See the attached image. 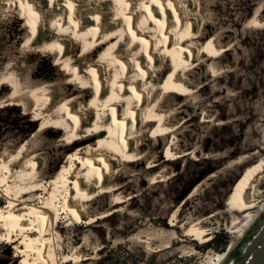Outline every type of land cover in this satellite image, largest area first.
<instances>
[{"label": "bare ground", "instance_id": "1", "mask_svg": "<svg viewBox=\"0 0 264 264\" xmlns=\"http://www.w3.org/2000/svg\"><path fill=\"white\" fill-rule=\"evenodd\" d=\"M202 16L199 0H0V28L5 19L13 18L23 22L22 33L26 32L9 48L5 31L0 30V92H6L0 95V107L31 110L41 122L24 146L14 154L7 152L8 159L0 164L11 179L5 190L0 189L8 200L0 210V239L16 251L21 264H56L54 234L45 235L56 231L59 212L53 202L58 193L67 194L63 209L88 226L125 203L120 194L124 191H114L121 187L122 174L136 172L146 160L145 133L158 143L176 127L164 97L175 101L177 95L196 97L194 65L207 57L215 69L216 57L226 51L215 37L200 38ZM49 56L58 59L54 78L36 70L37 61ZM55 126L66 130L64 138L75 148L59 171L47 174V154L37 146ZM175 135L167 145L165 162L190 153L180 149ZM158 166L153 160L146 170ZM157 174L153 182L160 177ZM263 175L264 161L249 170L234 191L232 210L244 220L235 222L231 245L264 206V200L259 201ZM42 186L48 196L39 205L18 199L22 194L32 197ZM103 193L111 194L112 209L91 215L92 201ZM21 204L26 212L13 211ZM258 204V211L252 212ZM173 222L169 225L176 227ZM207 223L199 221L185 235L206 243ZM85 245L90 247L87 241ZM79 248L64 259H78ZM226 252L208 264H218Z\"/></svg>", "mask_w": 264, "mask_h": 264}, {"label": "rangeland", "instance_id": "2", "mask_svg": "<svg viewBox=\"0 0 264 264\" xmlns=\"http://www.w3.org/2000/svg\"><path fill=\"white\" fill-rule=\"evenodd\" d=\"M199 4L203 13L200 38L215 37L226 51L216 57L215 69L210 68L212 61L207 57L205 63L199 60L194 65L191 74L199 86L196 97L177 95L176 101L169 95L164 97L172 107L169 119L176 127L160 136L158 143L151 133H145L142 148L148 152L146 160L136 172L122 174L120 189L113 190L115 194L124 191L120 194L126 197L125 203L115 207L120 211L88 226L63 209L67 194L58 193L53 202L59 212L56 231L45 235L52 238L54 234L56 264H208L217 254L228 251L235 237L234 224L244 220L243 214L232 210L234 191L248 171L264 161V0H199ZM4 22L0 30L5 31L4 42L10 48L26 36L25 30L22 33L25 25L13 18ZM57 63V58L44 57L37 61V73L54 78L59 73ZM40 125L31 110L0 107V164L8 159L7 152L14 154L21 149ZM65 131L60 126L49 128L43 147L37 146L47 154V174L59 171L75 148L64 138ZM172 133L180 149L190 153L176 162H165ZM153 160L159 163L158 168L146 170L147 162ZM156 174L160 177L153 182ZM7 175L0 165L1 190L11 181ZM44 189L42 186L32 197L22 194L18 199L39 205L48 196ZM261 192L259 201L264 200V180ZM110 195L99 194L92 201L90 214L109 212ZM7 206L8 200L0 193V210ZM22 206L13 211L26 212ZM258 209L259 204L252 212ZM199 221L208 222L210 228L206 243L185 235ZM172 222L176 227L169 225ZM222 236L228 238L224 251L218 249L223 245L218 244ZM86 241L91 248L85 247ZM77 247L79 258L65 260ZM15 255L8 242L0 239V264H21ZM85 257L91 259L83 260Z\"/></svg>", "mask_w": 264, "mask_h": 264}, {"label": "water", "instance_id": "3", "mask_svg": "<svg viewBox=\"0 0 264 264\" xmlns=\"http://www.w3.org/2000/svg\"><path fill=\"white\" fill-rule=\"evenodd\" d=\"M218 264H264V206Z\"/></svg>", "mask_w": 264, "mask_h": 264}, {"label": "trees", "instance_id": "4", "mask_svg": "<svg viewBox=\"0 0 264 264\" xmlns=\"http://www.w3.org/2000/svg\"><path fill=\"white\" fill-rule=\"evenodd\" d=\"M187 192H189V191H187ZM221 235V234H220ZM218 237H219V235H216V239H215V242H217L218 241ZM223 237V239H222V241L220 242V243H218V244H223L221 247H219L218 249H220L221 251H224L225 250V248L227 247V245H228V238L226 237V236H222Z\"/></svg>", "mask_w": 264, "mask_h": 264}]
</instances>
